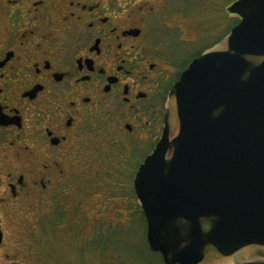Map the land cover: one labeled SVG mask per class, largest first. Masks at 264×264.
Wrapping results in <instances>:
<instances>
[{
    "label": "flooded vegetation",
    "instance_id": "obj_1",
    "mask_svg": "<svg viewBox=\"0 0 264 264\" xmlns=\"http://www.w3.org/2000/svg\"><path fill=\"white\" fill-rule=\"evenodd\" d=\"M191 5L0 0V264L59 261L37 240L39 208L52 242L61 230L76 242L81 219L93 232L118 222L114 203L92 199L98 174L132 193L127 217L145 219L135 181L162 140L169 93L230 32L198 27Z\"/></svg>",
    "mask_w": 264,
    "mask_h": 264
},
{
    "label": "water",
    "instance_id": "obj_2",
    "mask_svg": "<svg viewBox=\"0 0 264 264\" xmlns=\"http://www.w3.org/2000/svg\"><path fill=\"white\" fill-rule=\"evenodd\" d=\"M169 93L165 129L135 189L165 264L264 261V0Z\"/></svg>",
    "mask_w": 264,
    "mask_h": 264
},
{
    "label": "rangeland",
    "instance_id": "obj_3",
    "mask_svg": "<svg viewBox=\"0 0 264 264\" xmlns=\"http://www.w3.org/2000/svg\"><path fill=\"white\" fill-rule=\"evenodd\" d=\"M237 0H191L192 13L189 15L195 19L198 27L205 25L210 32L215 34L228 32L234 27L238 21V17L231 16L228 8ZM235 24V25H234ZM234 25V26H233ZM211 40L206 39L208 43ZM205 43V44H206ZM203 43L196 45V50L203 47ZM98 162L102 166H106L107 160L104 157H98ZM118 174L112 180H120ZM97 186H94L92 199L99 205H103L107 209L114 203L113 212L120 211L123 213L118 222H112L110 225L98 222L95 231L90 230V224L85 223L81 219L82 224H78L77 228L72 227L70 232L77 233L76 242L83 239L82 245L76 243L69 236V233L61 230L58 235L52 238H47L45 235L46 227L45 220L41 218L44 208H39L34 214L37 216L39 223L35 225L38 228V241H42L49 249V253L53 251H61L63 254L55 255L59 261L53 263L59 264H164L160 255L152 252L148 248L147 242V224L142 220L141 215H138L137 207L133 206L129 211L136 212L134 220L127 217L128 211L127 199L132 197L131 192L126 195L119 194L117 186L110 181H105L100 174L96 175ZM128 181V179L126 178ZM91 198V193L88 197L82 199V203H87ZM121 198V199H120ZM103 202V203H102ZM109 214V218L112 217ZM131 218V221L129 219ZM141 221H139V220ZM93 232V233H92ZM65 254V255H64ZM262 261V260H260Z\"/></svg>",
    "mask_w": 264,
    "mask_h": 264
},
{
    "label": "trees",
    "instance_id": "obj_4",
    "mask_svg": "<svg viewBox=\"0 0 264 264\" xmlns=\"http://www.w3.org/2000/svg\"><path fill=\"white\" fill-rule=\"evenodd\" d=\"M240 21L238 20L237 22L235 21V23H239ZM235 25V24H234ZM233 25V26H234ZM139 220V219H138ZM142 220L143 221H145V223H146V220L144 219V218H142ZM139 221H141V220H139ZM147 224V223H146ZM148 248H149V245H148ZM161 257V256H160ZM246 264H264V261H258V262H254V263H246Z\"/></svg>",
    "mask_w": 264,
    "mask_h": 264
}]
</instances>
